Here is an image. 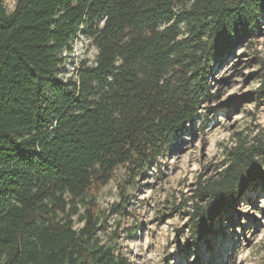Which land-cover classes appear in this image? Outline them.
Wrapping results in <instances>:
<instances>
[{
  "label": "trees",
  "instance_id": "obj_1",
  "mask_svg": "<svg viewBox=\"0 0 264 264\" xmlns=\"http://www.w3.org/2000/svg\"><path fill=\"white\" fill-rule=\"evenodd\" d=\"M264 0H0V264H126L97 238L93 187L138 174L192 125L209 76L256 35ZM80 35L97 48L62 78ZM264 140L199 179L195 234L239 202ZM79 216L81 228L73 217Z\"/></svg>",
  "mask_w": 264,
  "mask_h": 264
},
{
  "label": "rangeland",
  "instance_id": "obj_2",
  "mask_svg": "<svg viewBox=\"0 0 264 264\" xmlns=\"http://www.w3.org/2000/svg\"><path fill=\"white\" fill-rule=\"evenodd\" d=\"M16 0H4L8 12ZM97 48L80 35L66 53L61 77L76 64L95 62ZM209 98L195 122L176 137L142 172L115 170L104 186L93 187L80 213L93 206L100 244L115 249L126 264H264V183L244 186L239 202L215 222V235L191 229L194 190L201 178H218L229 151L250 149L264 140V19L209 76ZM255 174L264 173V156L254 155ZM81 228L79 216L73 218Z\"/></svg>",
  "mask_w": 264,
  "mask_h": 264
}]
</instances>
